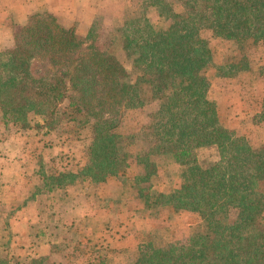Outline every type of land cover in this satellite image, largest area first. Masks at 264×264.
Segmentation results:
<instances>
[{
  "label": "trees",
  "instance_id": "16d2710c",
  "mask_svg": "<svg viewBox=\"0 0 264 264\" xmlns=\"http://www.w3.org/2000/svg\"><path fill=\"white\" fill-rule=\"evenodd\" d=\"M180 5L140 0L137 13L101 44L96 25L81 35L75 22L48 11L29 15L13 45L0 49L1 118L20 128L33 115L49 129L64 119L88 125V164L69 176L103 181L120 174L127 166L123 142L138 140L137 184L157 173L152 156L178 165V186L146 192L144 204L160 202L199 220L185 242L145 251L137 264H264V143L253 146L220 123L207 75L210 66L216 76L248 68L250 51L264 45V0ZM211 38L227 41L236 59L215 63ZM130 113L141 118L132 121ZM254 122L264 124V94ZM209 146L219 160L203 165L197 150ZM0 264L21 260L0 256Z\"/></svg>",
  "mask_w": 264,
  "mask_h": 264
},
{
  "label": "rangeland",
  "instance_id": "374dc122",
  "mask_svg": "<svg viewBox=\"0 0 264 264\" xmlns=\"http://www.w3.org/2000/svg\"><path fill=\"white\" fill-rule=\"evenodd\" d=\"M171 1L174 9L180 10V0ZM22 2L20 16L12 15L6 25L0 24V49L7 47L8 32L14 35L29 15L40 11L52 13L64 24L75 22L81 35L96 25L97 40L99 44L105 43L113 39L117 26L137 13L140 4V0ZM150 17L153 18L151 14ZM210 46L215 63L236 59L235 50L227 41L211 38ZM249 54L248 68L236 75L216 76L213 66L207 75L209 97L216 100L220 123L232 136L245 135L256 146L264 143V124L254 122L264 94V45L253 48ZM129 117L136 121L141 115L130 113ZM29 121L30 126L20 128L19 124L4 123L0 114V161L11 158L15 164L24 153L22 146L28 152L25 171L37 170L27 177L38 195L42 215L37 214L35 219L29 216L26 224L21 218L10 220L16 215L15 207L22 204L11 195L3 198L0 191V256L17 258L21 264H30L29 258L38 256L44 257L39 264H137V258L145 251L186 241L190 228L199 220L197 213L175 211L160 202L149 207L144 204L146 192L168 193L178 186L181 179L177 164L152 156L157 173L148 182L137 184L134 179L142 171L135 158L141 150L138 140L135 144L123 142L127 166L121 168L120 174L103 181L85 180L84 174L69 176L72 171L82 172L88 164V125L77 126L64 119L49 129L39 125L42 121L37 115ZM197 154L203 165L219 160L215 147L198 148ZM15 168L8 169L14 179ZM260 190L263 193L264 186ZM12 192L14 195L15 190ZM26 226L29 227L24 230ZM18 227L23 230H17Z\"/></svg>",
  "mask_w": 264,
  "mask_h": 264
},
{
  "label": "crops",
  "instance_id": "0c3cea01",
  "mask_svg": "<svg viewBox=\"0 0 264 264\" xmlns=\"http://www.w3.org/2000/svg\"><path fill=\"white\" fill-rule=\"evenodd\" d=\"M23 2L22 0H0V24L6 25L8 22V18L12 15H19L22 11ZM11 28V27H9ZM6 30L7 27L5 28ZM16 29V27H15ZM9 35H7V47H11L13 44V33L8 32ZM22 150L24 153H22L20 158L16 159L15 164L12 163L11 158H5V160L0 161V191L2 192V197L5 198V196L11 195L12 198H15L17 203L21 205V207H15L18 208L16 211L15 217L12 216L9 219L13 220L15 218H21V222L24 224L28 223V217L32 215V217L35 219L37 214L39 217H41L42 213L40 212V209L38 208V195L35 194V191L32 190L30 187L29 178L27 177V174L29 173H35L37 170L34 168L31 169V171L28 173L25 171L26 166L28 164V152L25 151L24 147L22 146ZM9 159V160H8ZM16 167V177L15 179L12 176V173L9 172V168ZM35 170V171H34ZM17 187H19L21 190H18ZM15 190V194L13 195V192ZM48 197V196H47ZM24 202H26V206H24ZM48 216L49 213H48ZM39 221V220H38ZM41 222V221H40ZM38 222V223H40ZM29 226H26L28 228ZM11 228L12 225H11ZM17 230H23L22 227H18Z\"/></svg>",
  "mask_w": 264,
  "mask_h": 264
}]
</instances>
